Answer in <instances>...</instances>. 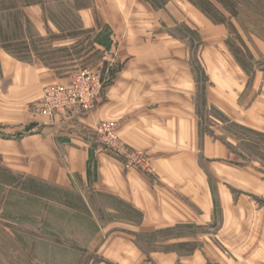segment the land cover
I'll return each instance as SVG.
<instances>
[{"label": "crops", "instance_id": "1", "mask_svg": "<svg viewBox=\"0 0 264 264\" xmlns=\"http://www.w3.org/2000/svg\"><path fill=\"white\" fill-rule=\"evenodd\" d=\"M108 21L128 56L97 108L79 121L89 128L116 123L123 143L151 156L153 173L124 168L97 139H73L37 122L33 134L18 140L0 135V166L79 197L81 207L56 209L70 210L75 228L88 229L81 231L85 240H75L88 252L86 264H264L220 247L259 245L264 253V170L255 167L259 158L241 151L258 148L264 156V145L229 133L264 139V76L238 77L224 54L210 48L220 28L202 31L204 61L195 68L205 82H199L185 49L143 39L153 30L143 19L137 28L123 18ZM27 81L41 95L43 77ZM202 108L222 120L204 125Z\"/></svg>", "mask_w": 264, "mask_h": 264}, {"label": "rangeland", "instance_id": "2", "mask_svg": "<svg viewBox=\"0 0 264 264\" xmlns=\"http://www.w3.org/2000/svg\"><path fill=\"white\" fill-rule=\"evenodd\" d=\"M150 13L154 14L152 18L147 16ZM110 18H123V23L133 22L134 26L143 19L148 30L153 29L152 35L148 32L144 40L166 39L181 46L185 49V60L194 68L204 61L202 31L220 28L223 35L210 48L224 54L238 77L250 80L253 76H264V0H0V135L4 138L12 135L18 140L20 135L33 134L34 130L29 129L37 122L49 132H54L50 129L56 125V133H67L73 139L83 135L84 139L94 138L102 145L104 135L99 133V127L109 123L116 141L130 152L142 153L153 173L151 156L123 143L117 135L116 123L100 122L89 128L79 121V117L84 118L97 108L105 87L128 56L120 50L123 40L113 37ZM194 70L197 80L205 82L201 69ZM83 71L98 72L103 84L99 101L91 111L74 109L51 118L34 113L44 88L35 97L27 84L29 77H43L48 87L68 83L72 76ZM202 109L204 125L213 126L215 120H222L214 111ZM230 132L239 139L248 136L256 147L264 145V139L241 130ZM246 148L241 151L259 158L260 164L255 167L263 171V154L258 148ZM257 201L263 204L262 200ZM104 202L100 199L101 204ZM56 204L78 208L82 201L70 191L12 174L0 166V264L87 263L88 252L75 240H85L87 237L81 231L87 233L88 229L75 228L71 211L60 213ZM220 247L228 256H256L260 262L264 258L261 248L256 251L259 245L256 248L220 244Z\"/></svg>", "mask_w": 264, "mask_h": 264}, {"label": "built area", "instance_id": "3", "mask_svg": "<svg viewBox=\"0 0 264 264\" xmlns=\"http://www.w3.org/2000/svg\"><path fill=\"white\" fill-rule=\"evenodd\" d=\"M102 81L98 72L83 71L76 73L68 83H55L43 90L41 101L34 108V113L45 118L58 114H67L74 109L91 111L99 101ZM104 135L103 147L118 159L124 168H137L152 173L148 168V160L140 152H130L116 141L114 128L109 123L99 127Z\"/></svg>", "mask_w": 264, "mask_h": 264}]
</instances>
